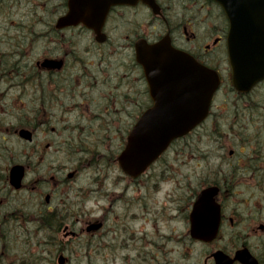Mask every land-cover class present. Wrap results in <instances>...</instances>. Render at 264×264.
Returning <instances> with one entry per match:
<instances>
[{
    "label": "flooded vegetation",
    "instance_id": "flooded-vegetation-1",
    "mask_svg": "<svg viewBox=\"0 0 264 264\" xmlns=\"http://www.w3.org/2000/svg\"><path fill=\"white\" fill-rule=\"evenodd\" d=\"M130 2L0 0V264H264V78L234 86L235 16L213 0ZM71 14L90 22L65 26ZM165 37L220 86L134 176L120 158L153 105L136 45ZM207 189L215 202H197Z\"/></svg>",
    "mask_w": 264,
    "mask_h": 264
},
{
    "label": "water",
    "instance_id": "water-1",
    "mask_svg": "<svg viewBox=\"0 0 264 264\" xmlns=\"http://www.w3.org/2000/svg\"><path fill=\"white\" fill-rule=\"evenodd\" d=\"M217 1L229 12L228 0ZM259 3L260 9L248 21L247 27L237 28L239 21H234L243 42L231 45L234 84L237 88L264 77V0L254 3L255 10ZM240 4L237 6L240 7ZM239 10L243 16L247 15V12ZM89 15L91 18L95 16L92 12ZM63 21L70 20L65 18ZM248 28L253 29L254 34ZM248 33L253 35L249 37ZM249 38H254L255 42L248 41ZM137 55L151 86L154 106L131 131L127 148L120 158L123 169L135 176L158 157L172 140L192 130L207 116L212 96L220 82L218 75L200 69L189 56L164 41L149 47L138 45ZM20 135L28 138L30 133L22 130ZM22 175L21 169L12 171L11 179L15 187L21 186ZM215 195V191L207 189L199 195L197 202H215Z\"/></svg>",
    "mask_w": 264,
    "mask_h": 264
},
{
    "label": "rangeland",
    "instance_id": "rangeland-1",
    "mask_svg": "<svg viewBox=\"0 0 264 264\" xmlns=\"http://www.w3.org/2000/svg\"><path fill=\"white\" fill-rule=\"evenodd\" d=\"M10 8L12 9V11H11V14L8 15V17H10L9 21H13V22H19L20 21V22H22V18H24V16H23L24 13L21 10V8L19 7V5L14 4V5H11ZM0 19H1V15H0ZM72 257H76V256L73 255ZM77 263H78V261H77ZM70 264H72V263H70Z\"/></svg>",
    "mask_w": 264,
    "mask_h": 264
},
{
    "label": "bare ground",
    "instance_id": "bare-ground-1",
    "mask_svg": "<svg viewBox=\"0 0 264 264\" xmlns=\"http://www.w3.org/2000/svg\"><path fill=\"white\" fill-rule=\"evenodd\" d=\"M72 23H74V22H65L64 23V25L65 26H69V25H71ZM19 82H20V80H18ZM10 85H11V83H10ZM12 129H13V131H16L17 133L18 132H21V128H19L16 124H14V126L12 127ZM26 131H27V128H26ZM76 256V255H75ZM77 257V256H76Z\"/></svg>",
    "mask_w": 264,
    "mask_h": 264
},
{
    "label": "trees",
    "instance_id": "trees-1",
    "mask_svg": "<svg viewBox=\"0 0 264 264\" xmlns=\"http://www.w3.org/2000/svg\"><path fill=\"white\" fill-rule=\"evenodd\" d=\"M0 67H1V66H0ZM2 71H3V69L1 68V71H0V77L4 76V72H2ZM1 127H3V126H1ZM10 129H11V131H13L12 128H10ZM0 131L3 132V129L0 128ZM1 132H0V135H1ZM0 141H1V136H0Z\"/></svg>",
    "mask_w": 264,
    "mask_h": 264
}]
</instances>
